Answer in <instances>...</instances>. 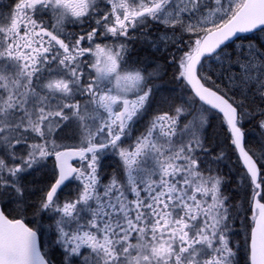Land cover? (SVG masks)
<instances>
[{
  "label": "snow or ice",
  "instance_id": "1",
  "mask_svg": "<svg viewBox=\"0 0 264 264\" xmlns=\"http://www.w3.org/2000/svg\"><path fill=\"white\" fill-rule=\"evenodd\" d=\"M0 264H264V0H0Z\"/></svg>",
  "mask_w": 264,
  "mask_h": 264
}]
</instances>
